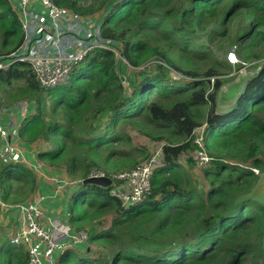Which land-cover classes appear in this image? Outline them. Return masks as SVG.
I'll list each match as a JSON object with an SVG mask.
<instances>
[{"label": "trees", "instance_id": "16d2710c", "mask_svg": "<svg viewBox=\"0 0 264 264\" xmlns=\"http://www.w3.org/2000/svg\"><path fill=\"white\" fill-rule=\"evenodd\" d=\"M53 1L86 16L102 10L103 36L127 61L96 48L73 66L67 84L48 89L26 63L0 69V107L32 103L16 129L25 143H46L34 154L39 161L71 180L96 170L113 179L107 187L72 189L65 221L88 230V240L60 257L77 250L86 254L72 264H264V201L248 196L259 180L251 168L264 173V0ZM12 4L0 0V56L23 37ZM231 48L242 63L260 68L221 113L216 92L232 69L225 58ZM203 124L212 160L196 168L189 153L196 148L193 131ZM131 131L161 142L163 159L150 193L124 206L117 194L124 179L115 175L150 155ZM38 185L24 163L0 160L4 203L25 201ZM108 215L110 224L101 228ZM93 246L100 248L96 256ZM26 262L21 245L0 244V264Z\"/></svg>", "mask_w": 264, "mask_h": 264}, {"label": "built area", "instance_id": "2783aa9c", "mask_svg": "<svg viewBox=\"0 0 264 264\" xmlns=\"http://www.w3.org/2000/svg\"><path fill=\"white\" fill-rule=\"evenodd\" d=\"M34 2L39 3L42 10H34ZM14 7L21 22L23 37L19 46L7 55V61L27 63L40 87L44 89L67 84L73 66L96 48L111 49L125 61L120 55L119 48H116L110 39L101 36L99 22L95 18L80 15L67 7L57 6L51 0H17ZM22 105L26 108L27 102ZM5 110L0 108V118ZM9 133V125L2 126L0 123V157L6 161L14 160L22 153L17 145L19 139L13 140ZM193 136H195L193 142L198 148L192 153V157L198 165H205L210 157L204 151L203 127L196 128ZM21 158L24 159L23 153ZM161 158L162 147L156 145L151 155L135 169L115 175L116 178L124 179V183L119 184L117 192L122 205L128 206L140 201L150 193V178ZM33 169L39 176L45 174L42 163L35 162ZM253 170L258 172L255 168ZM91 175L104 173L92 171L88 176ZM52 180L56 187L62 188L75 186L81 182L63 178L55 180L54 176ZM61 184L63 185L60 186ZM112 192L116 191L113 189ZM43 199L44 196L38 194L19 206L23 224L10 236L12 243L24 246L27 253L26 264H58L55 260L57 252H64L67 248L88 240V230H77L65 220L46 215L41 207Z\"/></svg>", "mask_w": 264, "mask_h": 264}, {"label": "rangeland", "instance_id": "374dc122", "mask_svg": "<svg viewBox=\"0 0 264 264\" xmlns=\"http://www.w3.org/2000/svg\"><path fill=\"white\" fill-rule=\"evenodd\" d=\"M240 25H244L243 22L240 23ZM201 40H204L206 45H210L207 40H206V36L202 37ZM212 51L216 52V49L214 47V45H210L209 47ZM219 55H223V52H218ZM226 60L229 62L227 55H225ZM155 59L152 58L151 60H149L148 62L154 61ZM125 63H127V61H124ZM230 63V62H229ZM250 63H246L244 65H242L241 63H231L230 67L232 68L231 71L229 73L223 74L221 75L224 84L222 85V87H220L217 92H216V97H217V104H216V111L218 112H224V107H226L227 110H229L230 108H232V106L234 105V101L238 95V93L243 89V86L245 84V82H247L258 70L260 67H255V64H251ZM146 66L147 62L144 63L141 66ZM166 65V64H165ZM262 65V64H261ZM167 66V65H166ZM131 68H128L127 72L130 70ZM133 71H129V74H131ZM172 72V71H171ZM173 78L178 79L179 75L175 74V73H171ZM127 85V84H126ZM7 89H9L7 87ZM3 94V91L0 89V95ZM234 98V99H233ZM234 100L233 103L230 105L228 104L229 101ZM0 105H4L3 101L0 100ZM22 112H25V106H21L20 107ZM25 118V115H22L21 119H17L16 117L12 119L13 120H17V123L21 122L23 119ZM132 133V137L134 140V143L137 144L138 146H140L141 144H145L147 146V151L151 152L152 147L154 146V142H147L148 140L146 139V137L142 134H139L136 131H131ZM19 142H24L22 138H19ZM35 145L32 146L29 151H27L29 154H35L37 151H39L42 148H45V142H43V140H39L32 142L31 144ZM158 144H162L161 142H159ZM22 153H24L22 151ZM22 153L18 156L15 157L14 160H21V161H25L26 164L33 166V164L36 162V158L33 162H28L27 159L25 158L24 154V159L21 158ZM182 159V163H184L185 161L183 160L184 157H181ZM49 168V167H48ZM52 169V168H51ZM97 172H102L101 170H96ZM61 172V173H60ZM63 173V170H59V172L57 174H54V178L55 180H59L62 179L61 176ZM203 183V182H202ZM63 184H61L60 186H62ZM91 193V192H88ZM250 196V198L256 200V201H260L263 202L264 201V173L260 174L259 180L257 182V184L255 185L254 188H252L250 194L248 195ZM89 198H93L94 195L93 194H88ZM29 198V197H28ZM27 198V199H28ZM110 219H111V215L106 216L105 218L102 219V222L100 224V227H108V225L110 224ZM1 239V237H0ZM2 240V239H1ZM90 250V255L91 256H96L98 254V250L100 251L99 247L93 246ZM59 252H57L55 254V258L56 260L60 263V264H72L73 261L76 260V258L78 256H83L86 253H81L80 251L77 250H73L72 252L64 255L63 257H60Z\"/></svg>", "mask_w": 264, "mask_h": 264}, {"label": "crops", "instance_id": "0c3cea01", "mask_svg": "<svg viewBox=\"0 0 264 264\" xmlns=\"http://www.w3.org/2000/svg\"><path fill=\"white\" fill-rule=\"evenodd\" d=\"M34 10H42L40 5L35 2L34 3ZM234 99V98H233ZM231 100L228 102V104H232L234 100ZM32 109V108H31ZM29 111L22 112L21 109H17V106H14L10 111L8 112L9 116L12 114L13 118L21 119L22 115L28 114ZM224 110L227 111L226 107H224ZM19 123V122H18ZM11 125V124H10ZM9 136H12L13 140H18L17 131L16 128L10 129ZM17 145L20 147V149L24 152V156L27 159L28 162H33L36 158L34 154H29L27 151L34 146V143H25V142H17ZM59 172V169H51L50 167L45 170V174L41 177L38 176V190L33 194V196L41 194L44 196V199L41 201V207L44 210V213L46 215H49L51 218H57L60 220H66V213L68 211L67 202L71 196L72 189L74 187L72 186H66V187H56L52 177L54 174H57ZM61 173V172H60ZM63 176H61L63 179H67V176L62 173ZM30 199H32L30 197ZM29 199V200H30ZM28 200V201H29ZM23 224V215L21 212L16 208L15 206L7 205V206H1L0 205V244L3 243L6 240H9L10 235L17 231ZM22 246V245H21ZM84 246V243L79 244L75 248H82ZM23 247V246H22Z\"/></svg>", "mask_w": 264, "mask_h": 264}, {"label": "clouds", "instance_id": "9594fccd", "mask_svg": "<svg viewBox=\"0 0 264 264\" xmlns=\"http://www.w3.org/2000/svg\"><path fill=\"white\" fill-rule=\"evenodd\" d=\"M10 2H12L13 4V9L15 10V12H16V14H17V11H16V9H15V4L17 3V0H9ZM54 4H56L53 0H51ZM35 3V2H34ZM34 3H33V9H34ZM39 4V3H38ZM40 5V4H39ZM57 5V4H56ZM58 6V5H57ZM41 7V6H40ZM60 7H63V6H60ZM68 8V7H67ZM41 9H42V7H41ZM70 9V8H69ZM103 11L101 10L100 12H97V13H94V14H91V15H87V16H90L91 18H95L98 22H99V28H100V32H101V36H103V31H102V29H103V27H102V16H103V13H102ZM79 14V13H78ZM81 15V14H80ZM17 16H18V14H17ZM84 16V15H83ZM86 16V15H85ZM18 19H19V17H18ZM104 37V36H103ZM109 39V38H108ZM10 53V52H9ZM9 53H7L6 55H3V56H0V63H2L3 64V66H1L0 67V69H3V68H6V67H8L9 65H11L12 63H14V62H12V63H9L8 61H7V55L9 54ZM226 55H227V57H228V60H229V62L230 63H233V64H235V63H241L242 65H244V64H246V63H242L238 58H237V55H236V53H235V50L233 49V48H231V49H229L227 52H226ZM155 62H153V61H151V62H149L150 64H155L156 63V60H154ZM17 62H19V61H17ZM158 62V61H157ZM23 63H25V62H23ZM27 64V63H26ZM249 65H251V63L249 64ZM258 67H260V66H258ZM29 68L31 69V67L29 66ZM31 71H32V69H31ZM176 74H178L179 75V77L181 76V74L180 73H176ZM213 81V78H211V82ZM246 83V82H245ZM245 85V84H244ZM244 87V86H243ZM24 102H27V106H26V108H25V110L27 111H29V109H31L32 108V103H31V101L30 100H27V99H24V100H20V101H18V102H16V103H14L13 105H11L10 107H0V108H5L6 110L3 112V114L1 115V118H0V123H1V125L2 126H4V125H9V130L10 129H13V128H16V122H17V120H13L12 121V119H13V117H12V114H10L9 116H7V118L5 117L6 115H8V112L10 111V109H12L14 106H17V109H20V107L21 106H23L22 104L24 103ZM235 102V101H234ZM33 111V108L31 109V111L30 112H32ZM29 112V113H30ZM218 112V111H217ZM225 112V111H224ZM222 113V112H221ZM27 115V114H26ZM25 115V116H26ZM11 124V125H10ZM18 125H19V123H18ZM200 127H203V130H204V128H205V124H203L202 126H200ZM197 128H199V127H197ZM16 131H17V129H16ZM17 136H18V134H17ZM19 137V136H18ZM194 137L195 136H193V139H194ZM193 142V141H192ZM194 143V142H193ZM203 144H204V140H203ZM155 146L156 145H159V144H154ZM194 145L196 146V148H195V150L198 148V146L194 143ZM154 146V147H155ZM160 146L162 147V145L160 144ZM153 149V148H152ZM152 149H151V152H150V155H151V153H152ZM194 150V151H195ZM193 151V152H194ZM204 151L206 152V149H205V145H204ZM193 152H191V153H189V155L190 156H192V153ZM207 153V152H206ZM149 155V156H150ZM188 154H185L183 157H184V159L186 158V156H187ZM207 155L209 156V154L207 153ZM148 156V157H149ZM148 157H146L145 159H147ZM210 157V156H209ZM193 158V157H192ZM144 159V160H145ZM162 159H163V150H162V158H161V160L159 161V163H158V165L154 168V170L157 168V167H159L162 163ZM183 159V160H184ZM0 160L1 161H6V160H3L1 157H0ZM194 160V162H195V165H196V168H204V167H206V166H208L209 164H210V162H211V160H212V157H210V159H209V162L207 163V164H205V165H198L197 163H196V161H195V159H193ZM10 161H14V160H10ZM143 161V160H142ZM141 161V162H142ZM7 162V161H6ZM15 162H22V163H24L25 165H27L28 167H30L36 174H37V176H39L38 175V173L33 169V166H31V165H28V164H26V162L25 161H21V160H18V161H15ZM36 162H38V163H42V165H43V170L45 171L47 168H48V166H46V165H44V163L43 162H41V161H39L37 158H36ZM253 168H255V167H252L251 168V170L255 173V174H257V175H259V177H260V174L261 173H263V172H260L259 171V169H257V168H255V169H257L258 170V172H255L254 170H253ZM153 170V171H154ZM105 175V174H104ZM107 176V175H106ZM39 177H41V176H39ZM87 177V176H86ZM110 177V176H109ZM112 178V177H111ZM66 179V178H65ZM67 179L68 180H71L70 178H68L67 177ZM84 179V178H83ZM83 179H80L81 181L83 180ZM82 184V182H78L77 183V185L76 186H78L79 184ZM112 183H113V179H112ZM111 183V184H112ZM110 184V185H111ZM109 185V186H110ZM72 187H75V186H72ZM38 190V189H37ZM36 190V191H37ZM35 191V192H36ZM35 192L33 193V194H35ZM33 194L30 196L32 199H33ZM30 197L28 198V199H26L25 201H23V202H18V203H4L1 199H0V205L1 206H7V205H11V206H15L16 208H18V210H19V206L20 205H23V204H25V203H27V202H29L30 200H32V199H30ZM30 199V200H29ZM29 200V201H28ZM20 211V210H19ZM21 212V211H20ZM22 214V213H21ZM13 234V233H12ZM11 236V235H10ZM9 241H10V237H9ZM11 242V241H10ZM12 243V242H11ZM14 244V243H13ZM16 245H19V244H16ZM23 246V245H22ZM75 246H78V245H75ZM89 248V247H88ZM23 249H24V246H23ZM25 251V250H24ZM25 253H26V251H25ZM60 253V252H59ZM63 252H61V254H62ZM27 254V253H26ZM56 260V259H55ZM56 262L58 263V261L56 260ZM27 263V262H26ZM59 264V263H58Z\"/></svg>", "mask_w": 264, "mask_h": 264}, {"label": "water", "instance_id": "95a60500", "mask_svg": "<svg viewBox=\"0 0 264 264\" xmlns=\"http://www.w3.org/2000/svg\"><path fill=\"white\" fill-rule=\"evenodd\" d=\"M81 182L82 184H95L102 187H107L112 183V178L106 175H91L85 177Z\"/></svg>", "mask_w": 264, "mask_h": 264}]
</instances>
